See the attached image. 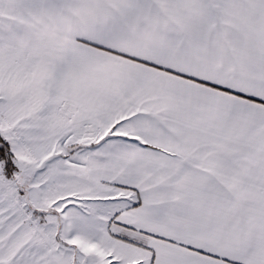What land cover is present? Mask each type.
<instances>
[{"label": "snow or ice", "instance_id": "6c2138e0", "mask_svg": "<svg viewBox=\"0 0 264 264\" xmlns=\"http://www.w3.org/2000/svg\"><path fill=\"white\" fill-rule=\"evenodd\" d=\"M0 264H264V0H0Z\"/></svg>", "mask_w": 264, "mask_h": 264}]
</instances>
